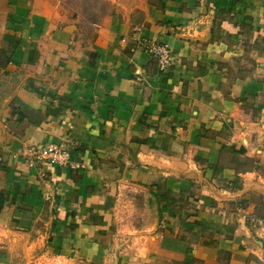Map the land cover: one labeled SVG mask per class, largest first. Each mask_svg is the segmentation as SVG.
<instances>
[{
    "label": "crops",
    "instance_id": "1",
    "mask_svg": "<svg viewBox=\"0 0 264 264\" xmlns=\"http://www.w3.org/2000/svg\"><path fill=\"white\" fill-rule=\"evenodd\" d=\"M48 142L83 167L18 154ZM236 205L264 218V0H0V264H264Z\"/></svg>",
    "mask_w": 264,
    "mask_h": 264
},
{
    "label": "built area",
    "instance_id": "2",
    "mask_svg": "<svg viewBox=\"0 0 264 264\" xmlns=\"http://www.w3.org/2000/svg\"><path fill=\"white\" fill-rule=\"evenodd\" d=\"M146 51L151 54L155 60L159 71L168 70L172 63L170 47L166 42L142 41ZM18 154L24 159L27 165L32 166L35 163H44L47 165L67 166L70 168H81L82 163H75L70 160L69 151L64 143L48 142L42 145L28 146L18 151ZM232 212L238 223L246 229L256 234L259 238H264V218L259 217L253 211H247L245 208L236 205Z\"/></svg>",
    "mask_w": 264,
    "mask_h": 264
},
{
    "label": "rangeland",
    "instance_id": "3",
    "mask_svg": "<svg viewBox=\"0 0 264 264\" xmlns=\"http://www.w3.org/2000/svg\"><path fill=\"white\" fill-rule=\"evenodd\" d=\"M64 7H70V5H74L76 7H83V5H86V3H92L96 2L97 0H60Z\"/></svg>",
    "mask_w": 264,
    "mask_h": 264
}]
</instances>
